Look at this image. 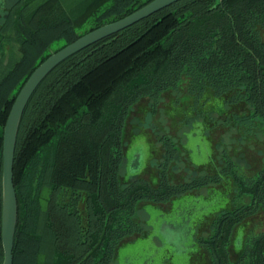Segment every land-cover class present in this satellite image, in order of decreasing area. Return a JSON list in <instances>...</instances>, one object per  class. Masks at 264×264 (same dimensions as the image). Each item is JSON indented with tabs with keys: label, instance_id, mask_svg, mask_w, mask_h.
Instances as JSON below:
<instances>
[{
	"label": "trees",
	"instance_id": "obj_1",
	"mask_svg": "<svg viewBox=\"0 0 264 264\" xmlns=\"http://www.w3.org/2000/svg\"><path fill=\"white\" fill-rule=\"evenodd\" d=\"M154 0H17L0 24V264L4 128L31 74L53 53ZM264 0H180L71 56L39 85L22 116L14 161L19 216L14 264H113L144 234L143 202L171 204L234 175L230 210L220 211L205 248L211 264H264V232L231 259L233 229L264 213V168L252 176L229 158L217 174L173 182L181 150L167 135L152 158L158 184L129 173L127 125L134 108L185 90L244 104L235 122L264 125ZM251 127V128H252ZM154 167V168H153Z\"/></svg>",
	"mask_w": 264,
	"mask_h": 264
},
{
	"label": "rangeland",
	"instance_id": "obj_2",
	"mask_svg": "<svg viewBox=\"0 0 264 264\" xmlns=\"http://www.w3.org/2000/svg\"><path fill=\"white\" fill-rule=\"evenodd\" d=\"M15 1L17 0H0V24H2L7 10ZM192 101L186 95V91L182 89L180 93H168L164 96L159 112L156 115L151 116L150 114L149 100L142 101L134 108L127 127V141L131 143V147L128 148L127 152L131 173L136 171L135 174H140L148 165L149 156L156 161L160 159L162 150L157 144V135L165 134L175 138L183 151L179 170L174 173L173 179L175 181L185 179L190 173L187 174L183 170L186 168L193 170V165L190 164L187 157L189 158L190 156L192 162L196 165H204L209 163L214 151L213 143L206 135L207 132L202 128V122L210 126L218 125L232 113L247 111L246 107L240 106L234 108V110H226L221 115L215 109L211 112V107L200 106L199 111L207 110L208 112V114L206 113L207 117L206 115L202 117L199 111V113H193L191 110L193 108ZM193 122H197V126L194 128L190 126ZM219 128L213 136L217 140L221 141L223 139L222 141L227 143V149L233 157L244 159L253 169L260 168L264 164V131L260 130L240 139L238 132L227 130L222 128V126H219ZM139 136H144L145 139L144 137L138 138ZM147 141L150 143L149 145ZM221 147L226 146L222 145ZM188 149L190 150V155L187 154ZM145 170L148 173H155L151 168H146ZM143 176L149 177L146 174ZM221 190H223L224 195L227 194L225 193L227 192L226 188ZM202 195L208 196V198L188 194L175 199L171 208L167 209L162 205L143 202L139 206L137 218L148 231V235L145 237L141 236L122 245L114 264L196 263L197 261H193V254L195 256L199 250L198 248H190V244L194 243L193 236L196 233L194 223L201 222L206 215L220 208L219 204L223 200L224 202L228 200L225 196H223L224 199L221 198L222 194L220 192L212 190L210 193L202 192ZM192 201L195 202L190 203ZM187 204L191 207L189 211L194 212L190 225L193 228V232L191 235L188 234L184 241L182 230L177 229L175 226L182 223L183 217L188 216V211L185 209L188 206L184 207ZM192 204L197 210L191 206ZM171 223L173 225H170ZM257 223V220H251V222L247 223V228ZM263 228L264 226L259 224L256 230L260 231Z\"/></svg>",
	"mask_w": 264,
	"mask_h": 264
},
{
	"label": "flooded vegetation",
	"instance_id": "obj_3",
	"mask_svg": "<svg viewBox=\"0 0 264 264\" xmlns=\"http://www.w3.org/2000/svg\"><path fill=\"white\" fill-rule=\"evenodd\" d=\"M262 38L264 40V31H262ZM175 92H177V91H175ZM175 92H172V93H175ZM177 93H179V92H177ZM166 95L167 94H165L164 96H166ZM186 95L188 96V98L193 100L192 101L193 102V104H192L193 108L191 109L193 111V113L198 112L200 106L201 107L207 106L208 108L211 107L212 108L211 112L213 111V109H215V110H217L216 112L221 113V115H223L224 112H226V110H229V109L234 110V108H237L240 106L246 107L244 104H237V105L229 104L227 102L228 97L226 95L222 96V97H215L211 91H207L205 93V96H203L199 102H196V100L193 98V96L189 95L187 92H186ZM246 109H247L246 112L232 113L229 117H226L218 125L214 124V125L210 126L207 123L202 122V124H201L202 128L207 132L206 135L209 137V139L211 140V142L213 143V146H214V151H213L211 160L207 164L196 165L192 162L190 156H189V158L187 157L190 164L193 165V170H188L187 168L185 170H183L187 174L190 173L191 175L189 174L185 179H183L181 181H188L193 176H196V175H206V174L214 175V174H217V172H219L221 170V168H223L225 161L228 158L230 160H232L233 162H235L242 169V171L244 172L242 174H244L245 176H252L256 172H258L259 170L264 168V164H263L260 168L253 169L251 166H249V164H247V162L244 159H242V158L237 159V158L233 157L232 154L227 149V143L223 142L222 141L223 139H221V141H219V140H217L216 137L213 136V134L214 133L216 134L217 130L220 129L219 126H222V128H225L227 130L230 129V131L234 130V131L238 132L240 134V137H241L240 139H243L247 135L254 134L260 130L263 132L264 131V125L261 124L260 122L255 123V125L253 127L251 125L249 127V125L241 124V123L235 122L233 120V117L235 114L240 115V116L250 114V112H251L250 109L248 107H246ZM208 111L210 112V110H208ZM158 112H159V108H158ZM158 112L156 114H158ZM199 112H200L202 117H204L205 115L207 117V114H208L207 110L206 111L201 110ZM156 114H154V115H156ZM128 124H129V122H128ZM196 124H197V122H193L192 125H190V126H192V128H194L195 126H197ZM127 127H128V125H127ZM162 135H165V134H162ZM140 137H144V136H139L138 138H140ZM169 137H171V136H169ZM171 138L176 142L175 138H173V137H171ZM127 139H128V130H127V135H126V142H128V148H130L131 143L129 141H127ZM144 139H145V137H144ZM133 142H134V140H133ZM147 143H148V145L150 144L148 141H147ZM176 144L181 150V155H180V157H181L183 155V151L177 142H176ZM222 145H224L226 147L222 148L221 147ZM220 148H222V149H220ZM161 150H162V148H161ZM187 152H188L187 154L190 155L189 149L187 150ZM151 159H152V157L149 156L148 157V165L152 167ZM148 165L145 167V169L149 168ZM128 166H130L129 160H128ZM173 167H174V169L170 171V178L173 182H180V181H175L173 179L174 173L178 172V170H179L176 166H173ZM145 169L140 174H135L136 171L131 173L129 170V173H128L127 171L125 172V170H124L123 174H124L125 181L130 182V181L138 179V178H144V179L151 181L154 185L158 184L157 173L155 172V170L153 169V171L155 173H148ZM144 174L148 175L149 177L147 178L146 176H143ZM224 177H225L224 180L220 184H214V185H211L209 187H204V188H201L197 191L188 193L191 195L193 194L196 197H202L203 196V197L208 198V196L202 195V192L210 193L212 190L214 192H220L222 194L221 198H223V196L228 198L227 201L224 202V200H223V202H221L219 204L220 208H218L214 212L206 215L201 222L194 223L196 233L193 236L194 243L190 244V248H193V249L198 248L199 251L197 252V254L195 256L193 254V261H197L196 263L192 262L193 264H211L212 263L211 257L205 248L204 242L207 241L211 237V233H212L211 226H212V222H213L214 218L216 217V215L222 210H230L232 208V199H233L234 194H235V183H234V178H233L234 175H233V173H231L229 177H226V176H224ZM222 188L227 189V192H225V193H227L226 195L223 194V190H221ZM188 194H186V195H188ZM173 202L171 204H166V205H162V206H164L165 209L171 208V206L173 205ZM193 202H195V201H192L190 203H193ZM158 205H160V204H158ZM187 206H188V204L184 205V207H187ZM191 206H193V204ZM193 208L195 210H197L196 207L193 206ZM185 209L188 211V213H187L188 216L183 217L182 223L179 224L178 226L174 225L177 229L182 230V232H183L182 238L184 241H185L186 236L188 234L191 235L193 232L192 231L193 228L190 227V225L192 223L191 222L192 221L191 220L192 214L194 213L191 210L189 211V209H191V207H189V206H188V208H185ZM136 220L140 223L137 216H136ZM251 220H257L258 223L253 225L250 228H247L248 227L247 223L251 222ZM259 224H262L264 226V213L261 211L257 212L254 215L248 216L242 223H240L239 225H237L233 229V231H232L233 234H232V239H231L232 244H231V248H230L231 259L235 260L240 255L242 248H243V241L247 236L258 235V234H261L264 232V228L260 231L256 230L258 228ZM140 225H141V223H140ZM170 225H173V224L171 223ZM143 229H144V234L135 235V236L127 239L123 243V245L125 243L133 241V240H135L141 236H143V237L147 236L148 231L144 227H143ZM118 253H119V251H118ZM117 256H118V254H117Z\"/></svg>",
	"mask_w": 264,
	"mask_h": 264
},
{
	"label": "water",
	"instance_id": "obj_4",
	"mask_svg": "<svg viewBox=\"0 0 264 264\" xmlns=\"http://www.w3.org/2000/svg\"><path fill=\"white\" fill-rule=\"evenodd\" d=\"M180 0H154L136 12L113 23L106 24L80 37L73 43L53 53L31 74L18 94L4 128L3 145V264H14V241L18 225L19 205L14 184V161L17 137L22 116L32 95L43 80L62 62L89 46L117 34L126 28L154 15Z\"/></svg>",
	"mask_w": 264,
	"mask_h": 264
}]
</instances>
